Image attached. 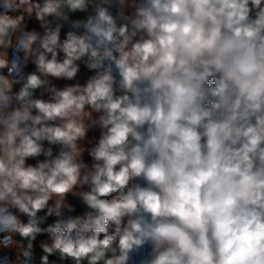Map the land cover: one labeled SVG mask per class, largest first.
I'll return each mask as SVG.
<instances>
[{
	"label": "clouds",
	"instance_id": "1",
	"mask_svg": "<svg viewBox=\"0 0 264 264\" xmlns=\"http://www.w3.org/2000/svg\"><path fill=\"white\" fill-rule=\"evenodd\" d=\"M0 264H264V0H0Z\"/></svg>",
	"mask_w": 264,
	"mask_h": 264
}]
</instances>
